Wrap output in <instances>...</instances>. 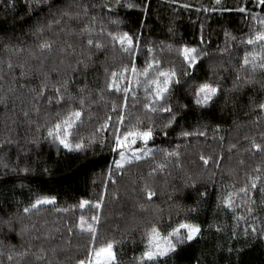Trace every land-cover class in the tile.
Returning <instances> with one entry per match:
<instances>
[{"label": "trees", "instance_id": "obj_1", "mask_svg": "<svg viewBox=\"0 0 264 264\" xmlns=\"http://www.w3.org/2000/svg\"><path fill=\"white\" fill-rule=\"evenodd\" d=\"M10 2H14L15 7H7ZM61 2L63 0H56L57 6ZM78 2L88 7L87 16L82 15L79 21H71L66 26L53 25L51 30L46 28L37 35L33 33L34 28L50 18L46 7L40 11L33 4L30 12L25 0H0V76H3L0 96L8 97L6 104L0 103V158L8 164L7 169L0 167V219L11 217L15 229L9 232L5 226L0 230V253H3L0 264H48L49 260L52 264H75L89 244V237L79 234L75 227L81 215L78 202L80 199L96 201L101 196L104 202L100 210V232L120 242L115 251L121 264H135L134 257L142 250L140 240L144 223L150 219L158 221V209L163 210L164 223H168L169 214L173 222L187 216L202 228L201 235L180 246L167 264H264V238L260 234L264 228V204L261 203L264 197L260 193V184L264 183V152L252 147L253 140L264 143V113L255 106L264 101L261 84L264 75L257 72L255 83L243 84L247 73L241 71L242 86L238 90L234 88L246 50L241 39L259 28L252 16L264 17V11L257 6L256 0H221L220 4L216 0H122L120 5L115 0ZM128 3L135 6L128 8ZM241 7L246 8V13L237 10ZM93 16L96 17L94 22ZM113 19L120 23L112 24ZM85 25H91L93 38L103 42L105 48L99 51L93 48L91 60H87V54L83 57L88 68L85 70L80 65L73 73L66 65L70 61L75 67L76 57H68L62 65L59 63L62 57L57 58L55 54L67 43L73 44L77 53L81 52L86 36L82 38L79 32ZM108 31H127L141 39L138 69L145 66L147 49L152 47L153 54L163 60L164 67L174 62L181 81L179 85L173 84L170 98L177 108L178 121L166 130L168 135L165 136L160 128L165 120L157 119V134L149 143V147L156 150L154 155L126 166L123 175L114 170L111 178L108 166L114 169L113 160L119 157L109 148L58 151L44 139L46 121H54L56 113L68 107L67 103L63 108L56 104L58 97L54 95L52 84L58 81H69L65 101L69 95L76 97L75 107H79L81 95L89 97L80 125V135L85 139L95 133L108 115L111 114L115 121L112 102L120 104L122 101L117 100L115 93L103 91V98L101 93L110 72L119 71L129 62V57L119 51L118 45L115 50L112 48ZM44 40L54 42L53 53H46V59L30 58V52L40 56L37 45ZM185 45L207 52L196 68H187L192 73L191 79L183 75L186 65L177 56V49ZM247 50L251 51V46H247ZM25 60L33 71L27 78L14 81L13 77H19L20 72L15 66ZM9 61L14 65L12 71L7 68ZM41 68L49 74L50 80L46 96L37 101L34 99L36 92L32 90L40 89L44 79ZM128 75L131 76L130 71ZM207 80L219 83L221 90L207 107L199 108L191 102L190 86ZM21 84L25 86L20 87ZM10 87L15 92H9ZM133 88L136 89L135 84ZM81 89L85 91L82 93ZM136 91L143 98V88ZM48 95L53 96L51 105ZM36 107L40 109L38 113ZM25 111L29 113L27 117ZM128 111L132 122L135 116H143L142 111L132 109L131 101ZM182 131H202L205 135L184 137ZM96 135L103 139L104 133ZM108 135L111 136V131ZM159 149L178 152L179 156L166 157ZM201 155L210 158L207 166L201 161ZM161 163L166 167L150 177L152 169ZM25 167L28 172L22 171ZM257 167L260 173L255 171ZM258 174L261 181L257 189H250L256 203L241 204L237 200L235 216L246 218L237 222L232 211L217 206L218 197L245 186L249 177ZM145 184L158 195L153 198L152 206L142 211L140 204L145 202L146 193L141 190ZM201 193L206 195L201 196ZM39 196H55L57 203L41 206L39 211L25 215L24 207ZM72 205H77L74 211H56V208ZM249 206L254 209L252 214L247 211ZM85 214L91 215V212L85 210ZM250 226L256 227L257 234L252 233ZM217 227L222 230L217 231ZM22 228L26 231L20 236L17 233ZM69 228H72L71 234ZM245 228H248L247 237ZM41 248L45 250L46 259L37 262L35 257ZM52 249H56L55 256ZM10 250L12 261L7 259ZM24 251H28V255L21 260L18 254Z\"/></svg>", "mask_w": 264, "mask_h": 264}, {"label": "snow or ice", "instance_id": "obj_2", "mask_svg": "<svg viewBox=\"0 0 264 264\" xmlns=\"http://www.w3.org/2000/svg\"><path fill=\"white\" fill-rule=\"evenodd\" d=\"M28 4L30 12L32 11V5L35 4L36 8L43 11L45 7L48 9L49 19L45 24H38L33 33L40 35L45 29L51 30L53 25L56 26H66L71 21H79L83 16H87L89 9L87 6H83L78 0H63L57 6L56 0H25ZM117 5L122 3V0H115ZM221 0H216L217 4H220ZM258 7L264 11V0H256ZM128 8H132L135 5L128 3L126 5ZM7 7H15L14 2L8 3ZM95 7V5H93ZM101 7H107V5H101ZM188 7V5H184ZM75 9V11H74ZM206 10V9H205ZM216 9H213L215 11ZM241 13H246V8L241 7L237 9ZM111 11V9H109ZM200 11V9H197ZM252 19L257 20L259 23V28L252 30L248 34L246 39H241V43L246 46L242 61L240 63V68L237 70V75L234 81V88L238 90L241 85L240 72H246L247 75L243 78V84L255 83L254 77L257 72L264 75V17H258L253 15ZM96 17H92L94 22ZM112 24L118 25L120 21L118 19H113L110 21ZM61 31H64V27H61ZM91 25H85L80 29L79 35L84 38L86 36V44H81V52L77 53L75 47L71 43H67L66 47H61L56 52V57L60 58L59 63L65 64L68 57H76L75 64L73 67L69 61L66 67L71 68L72 72L75 73L79 70V66L83 65L86 70L88 64L85 62V55L87 54V60H91V50L95 48L96 50H101L105 48L103 42L97 41L92 36ZM74 34V33H70ZM104 34V30H101V35ZM108 37L111 40L112 48L115 50L116 46H119V51L129 57V62L123 64L119 71L112 70L110 75L107 76L105 89L102 90L101 97L103 98V91L108 93L117 94V100H121L122 103L112 102L111 112L115 114L116 119L113 120V116L110 114L107 116L105 121L95 129V133L85 139L80 135V125L83 123V117L85 115V105L89 102V97L81 95L79 97V107H75L73 101L77 98L71 95L68 96L67 101H65V94L68 92L69 81L63 80L52 84L54 90V95L58 97L56 104L60 105L62 108L65 103L68 107L64 111H59L56 113V118L54 121H46V135L45 140H48L51 144L57 147V150L65 149L68 152H84L90 147H99L101 150L104 148H109L112 154L117 155L119 158L113 160L115 168L112 165L108 166L110 177L111 173L115 170L121 175L124 174L126 166L138 163L145 158L153 156L155 151L153 148L149 147V143L153 142L156 137L157 119L165 120L164 123L160 125L161 130L164 135L167 136V129L173 127L178 121L177 108L171 103V96L173 90V84L179 85L181 83L179 79V73L177 72L174 62H170L172 66L164 67V62L162 59H157L153 54L154 49L148 47L147 58L145 60V66L143 69L137 68L138 53L141 45V39L130 34L127 31H108ZM53 43L48 40L37 45L39 49L40 56H37L35 52H30L29 57L33 59H40L47 54L53 53ZM247 46H251V51L247 50ZM71 49V51H69ZM20 51H23L21 49ZM177 56L181 58L182 63L186 65L183 75L190 78L192 73L187 71V68H196L202 61L203 57L207 56V52L203 49L197 47L183 46L177 49ZM41 65H43V60H41ZM20 69L19 77H13V80L25 79L33 71V68L29 65L28 60L23 63L16 65ZM7 68L12 71L14 65L11 61L8 62ZM44 77L40 89L36 92L34 99L37 101L46 96L47 89L49 87L50 76L47 72H43L42 68L39 69ZM53 71H56L54 68ZM129 71L131 76L128 75ZM108 73V69H105ZM142 77V79H141ZM3 79V76H0ZM135 84L136 89L143 88L144 96L141 98L133 88ZM262 87H264V81L261 82ZM25 85L21 84L20 87ZM192 92V103L199 108L207 107L210 102L214 101L220 92L219 83H213L211 80L201 82L196 85L190 86ZM9 92H15L14 88H9ZM82 93L85 89L80 90ZM7 95L0 96V103L6 104ZM49 105L52 104V95L47 96ZM131 101L132 109L136 111H142L143 116L137 115L132 118L129 115V102ZM255 103V102H254ZM139 106V107H138ZM256 108L259 112L264 113V101L255 103ZM187 108L188 105H184ZM36 112L38 113L40 109L36 107ZM29 113L24 112V116L27 117ZM147 121V123H145ZM111 131V136L108 132ZM96 133H104L103 139H100ZM181 135L184 137H189L192 135H205L202 131L189 132L182 131ZM235 147V145H232ZM252 147L258 152H264V143H257L255 140L252 141ZM159 151H164L166 157L175 156L178 158L179 153L172 151L169 152L164 149H159ZM203 164L207 166L210 162V158H205L203 155L200 157ZM179 166V165H178ZM218 166V165H217ZM0 167L8 168V164L0 158ZM166 167L165 164H157L155 168L149 173L152 177L159 170L162 171ZM24 172H28L29 169L25 167L22 169ZM47 171V169H45ZM257 173L261 172V169L257 167L255 169ZM188 179H192L189 177ZM248 183L240 187L235 191H229L226 195L218 197V207L232 211L234 214V219L239 222L240 220H245L243 216H235L236 208L238 207L237 200L241 204H255L256 201L250 195V189H257L258 182L261 181V175H256L255 177H249ZM116 183L115 180L112 181ZM193 187L195 185L193 184ZM146 193L145 202L140 204V209L146 211L148 207L152 206L153 198L158 195L155 189L151 188L148 184H145L144 188L141 190ZM260 193L264 197V183L260 184ZM201 196L206 195V193H201ZM104 202V197L101 196L98 200L93 201L90 199H80L78 202V208L81 210V215L78 218V222L75 227L79 229V234H83L89 237V244L85 247V252L82 257L76 259L75 264H121L118 258L117 252L115 251L116 246L119 241L114 238H109L102 235L100 232L101 224V214ZM57 203L55 196H39L29 206L24 207L23 212L25 215H30L33 210L39 211L41 206L52 205L55 206ZM264 204V199L261 201ZM77 205H72L68 208H56L57 212H69L74 211ZM85 210L91 212V215H86ZM247 211L252 214L254 209L248 207ZM163 210L158 209L156 215L160 217L157 220H148L144 223L141 240L142 250L138 257H134L135 264H167V260L170 256L177 252L178 248L186 243L194 241L202 233V228L199 223L192 222L187 216L183 219H177L172 221L171 214H169L168 223L163 222L162 217ZM179 217V213H177ZM7 227L9 232L14 231V223L11 217L8 219H0V230L3 227ZM238 226V223H237ZM253 234H257V229L255 226H250ZM217 231H221L220 227H217ZM26 229L22 228L19 233L23 236ZM69 233H72V228H69ZM248 228L244 229L245 237L248 236ZM261 238H264V228L260 230ZM233 235L235 237V227L233 228ZM14 250V246L13 249ZM10 254L7 259L12 261L13 255ZM53 256L56 254V249H52ZM3 253H0L2 255ZM23 260L25 256L28 255V251H24L18 254ZM36 261H44L46 259L45 250L40 249L39 254L36 255ZM48 264H52L49 260Z\"/></svg>", "mask_w": 264, "mask_h": 264}]
</instances>
